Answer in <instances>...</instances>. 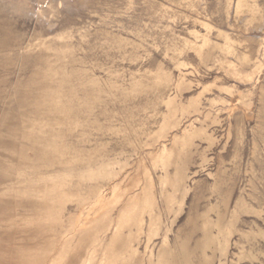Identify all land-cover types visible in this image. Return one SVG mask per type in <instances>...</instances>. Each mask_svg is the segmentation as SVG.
I'll list each match as a JSON object with an SVG mask.
<instances>
[{
  "label": "rangeland",
  "instance_id": "1",
  "mask_svg": "<svg viewBox=\"0 0 264 264\" xmlns=\"http://www.w3.org/2000/svg\"><path fill=\"white\" fill-rule=\"evenodd\" d=\"M0 259L264 264V0H0Z\"/></svg>",
  "mask_w": 264,
  "mask_h": 264
},
{
  "label": "bare ground",
  "instance_id": "2",
  "mask_svg": "<svg viewBox=\"0 0 264 264\" xmlns=\"http://www.w3.org/2000/svg\"><path fill=\"white\" fill-rule=\"evenodd\" d=\"M16 251V250H15ZM15 253V252H14ZM13 253V254H14ZM17 256V255H16ZM21 256V255H20ZM20 259V258H19ZM35 260V259H34ZM12 261V260H11ZM4 262V260H2V259H0V263H3ZM41 262V261H40ZM18 263H20V262H18ZM8 264V263H7ZM38 264V263H37ZM40 264V263H39Z\"/></svg>",
  "mask_w": 264,
  "mask_h": 264
}]
</instances>
